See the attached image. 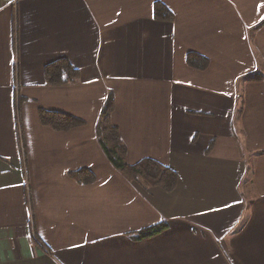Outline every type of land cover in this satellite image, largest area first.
<instances>
[{
    "label": "crops",
    "instance_id": "0c3cea01",
    "mask_svg": "<svg viewBox=\"0 0 264 264\" xmlns=\"http://www.w3.org/2000/svg\"><path fill=\"white\" fill-rule=\"evenodd\" d=\"M59 58L77 82L45 83ZM110 91L127 161L174 169L173 191L108 161ZM40 108L86 124L54 130ZM0 264H264V0H0Z\"/></svg>",
    "mask_w": 264,
    "mask_h": 264
},
{
    "label": "trees",
    "instance_id": "16d2710c",
    "mask_svg": "<svg viewBox=\"0 0 264 264\" xmlns=\"http://www.w3.org/2000/svg\"><path fill=\"white\" fill-rule=\"evenodd\" d=\"M153 9L154 17L157 20L171 21L174 18L173 12L163 2H155ZM186 62L189 67L198 70H205L210 64L208 57L193 51L187 54ZM79 76V69L67 58H59L49 62L44 67V79L47 85L57 86L75 83ZM261 78L262 75L256 74L251 79L259 80ZM22 101L20 100V103ZM115 108V95L110 91L95 126L98 143L108 161L130 181L140 182L147 187L159 186L167 192L173 191L178 182V173L174 169L148 157L134 164L127 161L128 147L118 126L112 122ZM39 120L42 125L57 131H69L86 124V121L78 116L44 108L39 109ZM69 176L80 184H91L96 179L94 172L88 168L70 171ZM168 228V222L163 221L138 230L134 234L138 240H145L163 233Z\"/></svg>",
    "mask_w": 264,
    "mask_h": 264
}]
</instances>
